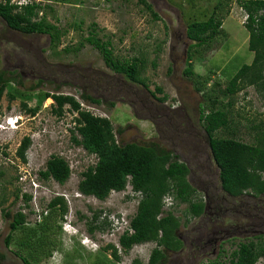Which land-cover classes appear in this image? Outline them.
I'll return each instance as SVG.
<instances>
[{
    "label": "rangeland",
    "instance_id": "obj_1",
    "mask_svg": "<svg viewBox=\"0 0 264 264\" xmlns=\"http://www.w3.org/2000/svg\"><path fill=\"white\" fill-rule=\"evenodd\" d=\"M10 1H35L46 6L47 21L64 34L60 44L53 47L47 35L22 34L8 28L0 18V71H6V77L21 79L22 87L12 83L11 88L24 92L36 88L24 100L11 102L5 92L0 102V253L5 256L1 264H23L20 257L34 264H132L134 260L146 264L155 247L148 243L124 253L118 243L138 204V195L129 184L103 201L78 192L81 173L93 166L96 158L72 141L77 135L72 134L75 114L68 112V107L62 117H57L52 112L53 101L47 98L35 115L24 111L22 102L34 108L38 96L45 92L70 95L84 110L109 119L118 143H158L187 165L188 182L197 189V199L210 208L185 224L187 205L171 196L165 198L164 209L181 220L183 246L178 253H167L164 264H228L229 254L240 241L264 236V196L233 198L222 191L218 168L199 120L201 112L207 113L216 99V108L228 115V125L215 132V138L254 144L264 129L263 90L250 86L234 96L224 94L227 82L253 59L238 0L226 1L229 15L223 18V31L189 54L194 42L187 39L186 26L206 21L219 0H146L158 19L138 0ZM89 33L109 41L114 59L139 60L148 89L111 71L99 51L87 43L77 52L65 51L78 47ZM190 54L193 72L209 77L200 91L196 78L183 74ZM39 81L41 84L36 86ZM155 87H160L162 93H157ZM82 95L101 104L88 103ZM163 95L167 96L165 102L156 100ZM119 130L121 134H117ZM25 137L31 144L23 163L17 148ZM51 156L62 157L69 164L71 175L63 185L51 179L45 181L39 175ZM24 195L30 200L25 201ZM56 197L66 202L63 217L48 207ZM3 211L25 216V224L14 233L8 248L4 238L11 220ZM95 214L96 226L104 222L108 225L90 233L88 225ZM51 216L52 226L43 232L40 226ZM45 224L50 226L48 220ZM45 234L46 245H40ZM108 245L116 248L120 261L112 259L110 249L104 250ZM256 264H264V258Z\"/></svg>",
    "mask_w": 264,
    "mask_h": 264
},
{
    "label": "trees",
    "instance_id": "obj_2",
    "mask_svg": "<svg viewBox=\"0 0 264 264\" xmlns=\"http://www.w3.org/2000/svg\"><path fill=\"white\" fill-rule=\"evenodd\" d=\"M144 8L150 12L154 19L157 14L146 0H138ZM238 5L248 14V21L244 25L248 31V49L253 53V60L249 65H243L237 73L227 82L224 94L234 96L246 87L254 86L264 91V1L263 0H238ZM46 6L30 1L26 5L11 3L10 0L0 1V18L11 30L25 35H47L50 44L56 47L60 44L64 32L55 25L49 23L45 14ZM221 26V18L214 10L210 17L203 22H193L186 26V37L194 42L192 49L199 48L207 42H212L218 34ZM92 32V31H91ZM210 40V41H209ZM87 43L94 47L102 56L104 64L116 74L148 89L147 82L142 77L143 65L139 60L121 62L114 59L109 41L103 42L92 33L86 37L76 48H67L66 52H77ZM193 52V51H192ZM192 56L188 55L186 67L183 71L185 77L196 78L195 84L205 87L209 77L202 78L193 72ZM6 71H0V102L6 92L8 101L16 98L24 100L28 93L34 92L31 88L28 92L10 85L17 84L22 87L21 79L5 76ZM39 81L36 86H39ZM157 93H162L160 87H155ZM152 96L156 97L154 92ZM50 98L52 112L57 117H62L65 107L68 112L75 114L73 119L74 128L72 141L80 146L89 155L96 158V163L81 173V180L78 182V192L86 197H94L97 200H105L111 192H122L129 184L134 194L138 195V204L135 215L131 218L126 231L119 237V245L124 253H128L134 245L153 242L155 247L151 250L147 264H164L166 252H177L183 244L178 238L177 232L181 226V220L173 212L165 210V198L171 196L179 204H186L185 224L189 218L199 217L203 214L204 204L196 200V190L188 182L189 169L180 161L174 152L165 149L158 143L146 145L136 143L120 144L116 140V134L111 121L107 118L95 116L84 110L79 102L70 95L43 93L38 96V106L28 108L22 102V108L30 115H35L41 103ZM167 96L156 98L160 103L165 102ZM82 99L88 103L99 105L100 100L90 96L82 95ZM217 100L213 99L208 107V112H201L199 120L203 123V129L208 139L209 148L214 163L219 171V182L222 191L230 197L237 198L245 194L252 197L264 195V129L255 138L254 144H247L233 138H215L214 133L228 125V115L225 111L216 108ZM112 107L113 103L110 104ZM121 130L117 134H121ZM78 136V137H77ZM31 141L25 137L17 148V156L25 163V153ZM43 180H53L63 185L71 175V169L67 161L59 156H51L45 169L39 172ZM25 201L30 200L26 196ZM48 207L52 211H58L63 217L67 213V205L63 197L54 198ZM4 216L10 219L9 232L4 238L5 246L8 248L13 235L25 224V216L21 212L11 215L9 211H3ZM98 215L95 214L93 222L88 225V232L103 230L96 226L95 221ZM53 217L44 219L41 229L43 232L52 226ZM50 222V226L45 224ZM45 224V227H44ZM130 230L132 231L130 233ZM33 235L34 231H32ZM39 241L40 245L45 244L47 236ZM111 250L110 256L115 262L120 261L117 250L114 246L108 245L104 250ZM5 256L0 253V264ZM264 258V236L258 235L255 238L239 242L236 248L229 254L228 264H256L259 259ZM23 264H34L24 257H20ZM37 260V259H34ZM95 261L93 264H96ZM132 264H142L134 260ZM214 264V263H211ZM225 264V263H217Z\"/></svg>",
    "mask_w": 264,
    "mask_h": 264
},
{
    "label": "crops",
    "instance_id": "obj_3",
    "mask_svg": "<svg viewBox=\"0 0 264 264\" xmlns=\"http://www.w3.org/2000/svg\"><path fill=\"white\" fill-rule=\"evenodd\" d=\"M220 2H218L217 4H215L214 6H213V9H212V12L215 10L217 13H218V17H220L221 18V26H220V29H219V32H218V34H220L222 31H223V29H222V25H223V18L225 17V16H228L229 15V10L226 8L227 7V3L228 2H226V1H228V0H219ZM222 1L223 2H225V3H222ZM264 1V0H263ZM225 4V5H224ZM225 7V8H224ZM246 29V28H245ZM247 31V30H246ZM217 34V35H218ZM216 35V36H217ZM215 36V37H216ZM214 37V38H215ZM247 38H249V34H248V31H247ZM248 40V39H247ZM247 44H248V41H247ZM253 60V59H252ZM251 64V63H250ZM218 178H219V171H218ZM192 186V185H191ZM221 186V185H220ZM193 187V186H192ZM194 188V187H193ZM195 190H196V200H199V199H197L198 198V196H197V193H198V191H197V189L196 188H194ZM222 189V188H221ZM229 196V195H228ZM230 197V196H229ZM240 197H242V196H240ZM237 198H239V197H237ZM201 201H202V203L204 204V208H205V203H204V201L202 200V199H200ZM203 214H204V211H203ZM202 214V215H203ZM201 215V216H202ZM201 216H199V217H195V218H200ZM179 218V217H178ZM195 218H193V219H195ZM180 219V218H179ZM191 218H189V220H190ZM180 229V228H179ZM177 235H178V238L181 240V242H182V244H183V239L180 237V235H179V230H178V232H177ZM149 244L151 243V244H154L153 242H148ZM148 243H144V244H148ZM139 245H143V244H139ZM134 246H138V245H134ZM133 246V247H134ZM132 247V248H133ZM182 250V248L179 250V251H177V252H166L165 253V255L167 254V253H178V252H180ZM149 258V257H148ZM148 261V260H147ZM165 263V262H164ZM147 264V263H146Z\"/></svg>",
    "mask_w": 264,
    "mask_h": 264
},
{
    "label": "built area",
    "instance_id": "obj_4",
    "mask_svg": "<svg viewBox=\"0 0 264 264\" xmlns=\"http://www.w3.org/2000/svg\"><path fill=\"white\" fill-rule=\"evenodd\" d=\"M27 3H30V1H27V2H23V3H19V5H26ZM18 4V3H16ZM239 15L241 16V24L244 26L247 21H248V14L246 13V11H244L241 7H239ZM132 231L130 230V233Z\"/></svg>",
    "mask_w": 264,
    "mask_h": 264
},
{
    "label": "flooded vegetation",
    "instance_id": "obj_5",
    "mask_svg": "<svg viewBox=\"0 0 264 264\" xmlns=\"http://www.w3.org/2000/svg\"><path fill=\"white\" fill-rule=\"evenodd\" d=\"M243 196H247V197L254 198V199L258 198V197H252V196L247 195V194H245V195H243ZM209 208H210L209 206L205 205V208H204V214H205V213H208V209H209ZM260 209H263V208H260Z\"/></svg>",
    "mask_w": 264,
    "mask_h": 264
},
{
    "label": "water",
    "instance_id": "obj_6",
    "mask_svg": "<svg viewBox=\"0 0 264 264\" xmlns=\"http://www.w3.org/2000/svg\"><path fill=\"white\" fill-rule=\"evenodd\" d=\"M264 196V195H263Z\"/></svg>",
    "mask_w": 264,
    "mask_h": 264
}]
</instances>
